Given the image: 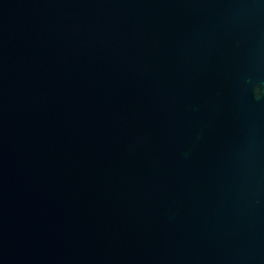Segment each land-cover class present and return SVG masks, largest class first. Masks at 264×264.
I'll return each mask as SVG.
<instances>
[{"label": "water", "instance_id": "1", "mask_svg": "<svg viewBox=\"0 0 264 264\" xmlns=\"http://www.w3.org/2000/svg\"><path fill=\"white\" fill-rule=\"evenodd\" d=\"M0 264H264V0H0Z\"/></svg>", "mask_w": 264, "mask_h": 264}]
</instances>
